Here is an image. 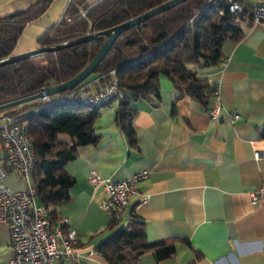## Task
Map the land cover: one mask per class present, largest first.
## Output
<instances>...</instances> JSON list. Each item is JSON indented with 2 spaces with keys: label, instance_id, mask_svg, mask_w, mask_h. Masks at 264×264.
Listing matches in <instances>:
<instances>
[{
  "label": "crops",
  "instance_id": "1",
  "mask_svg": "<svg viewBox=\"0 0 264 264\" xmlns=\"http://www.w3.org/2000/svg\"><path fill=\"white\" fill-rule=\"evenodd\" d=\"M66 1L51 0L43 14L27 23L18 40L25 33L32 40L19 45L16 40L11 55L38 48L39 32L59 20ZM25 2L0 0V14L23 10ZM242 37L222 46L219 66L196 72L218 90L221 108L214 119L185 97L172 106L177 91L170 79L158 75L157 106L134 103L132 150L113 119L117 100L101 107L94 123L99 140L78 147L64 167L75 179L70 199L55 211L67 218V229H74L80 255L74 262L61 258V264H107L96 252L86 254L110 233L107 214L98 206L106 197L104 189L87 184L86 175L94 171L114 182L145 170L148 175L124 207L119 226L133 212L145 224L148 241L171 238L174 252L160 262L144 253L133 264H264V206L248 200L250 189L264 183V27L251 23ZM98 86L93 82L86 91ZM234 112L238 119L232 120ZM58 138L69 144L67 135ZM255 151L260 152L258 159ZM22 181L10 172L4 185L17 191L24 189ZM8 233L0 226V264L11 256ZM131 253L126 249L124 255Z\"/></svg>",
  "mask_w": 264,
  "mask_h": 264
},
{
  "label": "trees",
  "instance_id": "2",
  "mask_svg": "<svg viewBox=\"0 0 264 264\" xmlns=\"http://www.w3.org/2000/svg\"><path fill=\"white\" fill-rule=\"evenodd\" d=\"M241 11L233 12L220 0H185L167 8L153 17L122 31L106 50L92 73L72 90L96 82L100 85L114 71L123 98L118 99L113 119L123 132L132 150L136 148V133L132 117L137 113L134 103L147 101L157 106L160 99L158 75L170 79L177 91L175 101L182 97L207 109L213 97V84L197 76V70L216 67L223 59L222 46L240 41L252 20V9L258 0H236ZM51 0H26L25 9L0 14V61L13 54L14 44L27 23H31L48 8ZM165 0H68L57 22L39 32L35 45L52 46L83 37L90 32H101L148 11ZM103 38L0 66V105L35 94L43 87L61 84L75 76L88 64L92 55L101 47ZM64 90L49 96V100H34L1 110L4 115L20 121L27 128V135L34 148L35 164L31 186L35 198L48 212L49 221L59 218L55 207L67 202L73 175L64 167L75 157L77 148L95 145L99 135L94 123L106 102L60 104L57 98ZM114 100V99H112ZM111 101V100H110ZM264 126V125H263ZM58 134L70 137L69 144L61 142ZM264 135V134H263ZM127 223L119 226L109 221V235L99 241L93 250L107 264H133L138 256L151 253L157 262L168 259L174 252L171 238L148 241L145 224L133 212ZM78 248V245H76ZM131 256L124 255L125 250Z\"/></svg>",
  "mask_w": 264,
  "mask_h": 264
},
{
  "label": "built area",
  "instance_id": "3",
  "mask_svg": "<svg viewBox=\"0 0 264 264\" xmlns=\"http://www.w3.org/2000/svg\"><path fill=\"white\" fill-rule=\"evenodd\" d=\"M220 2H224L229 11H241L242 6L236 0ZM252 11L251 23L264 27V0H258ZM110 75L105 79V83L93 89L91 93L82 85L57 98L56 101L60 104L83 102L92 105H100L112 99L118 101L123 98V93L113 78V70ZM213 89L211 103L205 111L212 119L221 108L217 98L218 90L215 87ZM39 100L48 101L49 96L42 95ZM231 117L232 120L238 119V114L234 112ZM26 130L25 124L20 121L16 122L7 115L0 117V226L9 229L8 247L11 251L6 264H61V258L71 262L77 261L80 255L76 248L78 238L74 229H67V218L59 216L50 222L44 205L35 198V188L30 183L35 154ZM254 157L258 159L260 152L255 151ZM10 172L21 176L24 189L13 191L4 185ZM147 175L148 170H145L111 182L101 179L97 172L90 171L85 180L92 187L102 186L106 197L98 203L99 209L107 214L108 221L119 224L124 215V207L135 195L139 181L145 179ZM248 196L250 203L264 206V183L250 189ZM144 201L145 198L141 200ZM94 252L93 249L86 250L87 255Z\"/></svg>",
  "mask_w": 264,
  "mask_h": 264
},
{
  "label": "water",
  "instance_id": "4",
  "mask_svg": "<svg viewBox=\"0 0 264 264\" xmlns=\"http://www.w3.org/2000/svg\"><path fill=\"white\" fill-rule=\"evenodd\" d=\"M185 0H165L164 3L158 5V6H154L152 9L148 10V11H143L141 12L139 15H137L134 18H129L127 21L121 23V24H115V26L109 28V29H104L101 32H90L89 34H86L83 37H78L77 39L71 40V41H65L64 43H60V44H52V46H40V48H36L34 50H28L25 53H16L15 55H10L7 58H3L0 61V66H2V64H8V63H13L16 60H22L24 58H27V56H36V55H40V53H48V52H53V51H57L59 49L65 48L66 46H73V45H77L79 42L81 43H85V42H91V40H96L99 38H103V42L101 47L98 49V51L95 52V54L92 55V58L90 60V62L88 64H86L83 68H81V70H79V72L71 77L68 78L66 81L62 82L61 84H54L53 86H48V87H43V89L41 91H38L35 94H30L29 96H26L24 98H18L14 101L11 102H5L4 104L0 105V111L4 110V108H11L14 106H17L18 104H25L28 103L29 101H34L37 99H41L42 95L44 96H50L53 95L54 93H58L64 90H72L74 87H76L78 84H80V81L85 79L86 77H88L92 71L94 70L93 68H95V66L102 60V58L104 57V53L106 52V50H109L111 45L113 44V40L116 38V36L118 34H120L122 31L126 30L128 27H132L135 26L139 23H141V21H145L151 17H153L154 14H158L162 11H165L167 8H172L176 5H178V3L180 2H184Z\"/></svg>",
  "mask_w": 264,
  "mask_h": 264
},
{
  "label": "rangeland",
  "instance_id": "5",
  "mask_svg": "<svg viewBox=\"0 0 264 264\" xmlns=\"http://www.w3.org/2000/svg\"><path fill=\"white\" fill-rule=\"evenodd\" d=\"M21 40V41H20ZM20 40H18V45L22 42H27V40H32V38H31V34L30 33H25V35H23L22 37H21V39ZM19 41H20V43H19ZM17 43V42H16ZM17 44H15V46H16ZM17 45V46H18Z\"/></svg>",
  "mask_w": 264,
  "mask_h": 264
}]
</instances>
